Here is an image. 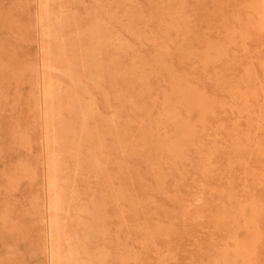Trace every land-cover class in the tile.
Segmentation results:
<instances>
[{"label": "rangeland", "instance_id": "rangeland-1", "mask_svg": "<svg viewBox=\"0 0 264 264\" xmlns=\"http://www.w3.org/2000/svg\"><path fill=\"white\" fill-rule=\"evenodd\" d=\"M45 2L0 0V264H264V0Z\"/></svg>", "mask_w": 264, "mask_h": 264}, {"label": "bare ground", "instance_id": "bare-ground-1", "mask_svg": "<svg viewBox=\"0 0 264 264\" xmlns=\"http://www.w3.org/2000/svg\"><path fill=\"white\" fill-rule=\"evenodd\" d=\"M44 2H45V0H44ZM45 3H47V2H45ZM132 3V2H131ZM254 3H255V1H254ZM67 4V3H66ZM257 5V4H256ZM259 7H260V5H259ZM64 9V8H63ZM41 10H43V9H41ZM59 10V9H58ZM44 11V10H43ZM45 11H46V8H45ZM56 11V10H55ZM61 11V10H60ZM76 11V10H75ZM71 13V12H70ZM262 13V12H261ZM46 15H47V11H46V13H45ZM45 15V16H46ZM60 16V15H59ZM43 17V16H42ZM61 17V16H60ZM59 17V18H60ZM64 17H67V16H64ZM45 18V17H44ZM55 18V17H54ZM47 19V18H46ZM68 19V18H67ZM253 19V18H252ZM60 20V19H59ZM175 21V20H174ZM98 22V21H97ZM176 22V21H175ZM55 23V22H54ZM263 23V22H262ZM47 24V23H46ZM96 24V23H95ZM62 25V24H61ZM106 25V24H105ZM264 25V24H263ZM96 26V25H95ZM255 26V25H254ZM262 26V25H261ZM53 27V26H52ZM91 27V26H90ZM92 27H94V26H92ZM97 28H98V26H97ZM49 29V28H48ZM44 30V29H43ZM48 31H50V30H48ZM55 31V30H54ZM262 31H264V27H263V30ZM47 32V31H46ZM56 32V31H55ZM53 34V33H52ZM50 32H47L45 35H46V37L47 38H52L53 39V42H54V40H55V43L56 42H58V41H56L57 39H59V40H61L60 38H58L56 35H52ZM57 34V33H56ZM74 40H79L80 39V37H87V38H89V43L84 47L85 49H84V51L81 53V58H82V60H86L87 61V64L85 63V64H81V65H79V66H81V67H83V68H88V67H90L89 65H91V63L93 62V58H94V43H95V39H96V36H95V33H94V30H93V28H90L89 30H87V32L85 33V34H82L81 32H79V31H75L74 33ZM230 37V36H229ZM43 38H45V36L43 37ZM70 38V37H69ZM138 38V37H137ZM65 39V38H64ZM98 39V38H97ZM50 40V39H49ZM47 41V40H46ZM72 41V40H71ZM72 43V42H71ZM47 45H48V42H47ZM51 45V44H50ZM54 45V44H53ZM65 45H66V42H62V40L61 41H59V49H56L58 52H57V56H55L56 57V59H57V61L58 60H65L66 58H69L68 56H67V53H66V48H68V47H65ZM69 45H71L70 43H69ZM76 45H77V41H76ZM49 47V46H48ZM73 47V46H72ZM130 47H132V46H130ZM69 48H70V46H69ZM41 49V48H40ZM71 49V48H70ZM48 49H46V51H47ZM73 50H75V49H73ZM100 52V51H99ZM72 54V53H71ZM47 55H48V53H47ZM46 55V56H47ZM53 55V54H52ZM70 55V54H69ZM50 56V55H49ZM74 57V56H73ZM70 58H72V57H70ZM96 58V57H95ZM204 58V57H203ZM55 59V60H56ZM47 60V59H46ZM69 61H71V59H68ZM47 61H49V60H47ZM60 61V62H61ZM72 61H73V59H72ZM84 62V61H83ZM95 62V61H94ZM45 63H47L46 61H45ZM66 63H68V62H66ZM70 63V62H69ZM75 65V64H74ZM49 66V65H48ZM61 66V65H60ZM45 67V66H44ZM53 67V66H52ZM55 67V66H54ZM96 68H97V66H96ZM58 69V68H57ZM49 70V69H48ZM62 70V69H61ZM65 70V69H64ZM53 71V70H52ZM67 70H65V72H66ZM84 71V70H83ZM88 71V70H87ZM249 71V70H248ZM54 72V71H53ZM94 72H95V68H94ZM59 74V73H58ZM67 74H69V73H67ZM74 74V73H73ZM94 74V73H93ZM208 75V74H207ZM72 76V75H71ZM65 77V76H64ZM89 77H91V76H89ZM94 77V76H93ZM68 78H70V76L68 77ZM74 77H72L71 79H73ZM46 79H48V78H46ZM58 79V78H57ZM77 79V78H76ZM78 80V79H77ZM91 80V79H90ZM96 80V79H95ZM94 80V81H95ZM48 81V80H47ZM75 81V80H74ZM48 82H50V81H48ZM78 82V81H77ZM80 82V81H79ZM45 83V82H44ZM47 83V82H46ZM46 83H45V85H46ZM91 83V82H90ZM48 84V83H47ZM75 84V83H74ZM78 84V83H77ZM80 84V83H79ZM78 84V85H79ZM93 85V84H92ZM44 86V85H43ZM65 86V85H64ZM77 86V85H76ZM82 86V85H81ZM68 87V86H67ZM45 88V87H44ZM69 88V87H68ZM78 88V87H77ZM82 88H83V86H82ZM55 90V89H54ZM58 90V89H57ZM56 90V91H57ZM66 90V89H65ZM38 91V90H37ZM70 90H68V92H69ZM55 92V91H54ZM64 93V92H63ZM86 93H88V92H86ZM62 94V93H61ZM65 94V93H64ZM120 94V93H119ZM242 94H244V93H242ZM249 94V93H248ZM56 95V94H55ZM87 95V94H86ZM89 95V94H88ZM245 95V94H244ZM47 96H49V95H46V96H44V97H46L47 98ZM56 97V96H55ZM90 97V96H89ZM88 97V98H89ZM194 97L195 98H197L198 99V103H200L202 106L204 105L205 106V101L203 100V98H202V96H201V92H199V91H196V95L194 94ZM245 97V96H244ZM59 98V97H58ZM80 98V97H79ZM175 98V97H174ZM182 98V97H181ZM186 98V97H185ZM188 98V97H187ZM194 98V99H195ZM232 98H233V96H232ZM243 98V97H242ZM52 99V98H51ZM50 99V100H51ZM67 99V98H66ZM209 99V98H208ZM46 100V99H45ZM88 100V99H87ZM104 100V99H103ZM189 100V99H188ZM46 101H48L49 102V100H46ZM52 101V100H51ZM51 101L49 102V103H51ZM57 101V100H56ZM187 101V100H186ZM86 102V101H85ZM91 102V101H90ZM177 102L181 105V104H183V100L182 99H180V98H178L177 99ZM185 102V101H184ZM43 103H44V100H43ZM105 103V102H104ZM196 103H197V101H196ZM54 104V103H53ZM86 104V103H85ZM186 105H187V103H185ZM200 104L198 105V106H196V107H199L200 106ZM88 104H86V106H87ZM207 105V104H206ZM50 106V105H49ZM47 107V108H50V107ZM51 106H53V105H51ZM214 106V105H213ZM44 107V106H43ZM46 107V106H45ZM83 108H84V106H83ZM83 108H82V111H83ZM90 108V107H89ZM81 109V108H80ZM187 109V108H186ZM197 109H199V108H197ZM45 110V109H44ZM43 110V111H44ZM50 110H52L51 108H50ZM87 110V109H86ZM117 110V109H116ZM188 110V109H187ZM47 111V110H46ZM48 111H49V109H48ZM115 111V110H114ZM200 111V109L198 110V112ZM45 112V111H44ZM88 112V111H87ZM48 113V112H47ZM51 113H52V111H51ZM49 114L48 113V115H50L51 116V122H52V114ZM55 113V112H54ZM58 113V112H57ZM57 113H55V114H57ZM71 113V112H70ZM73 114V113H72ZM48 115H45V117L47 118V116ZM60 115V114H59ZM82 115V114H81ZM86 115V114H85ZM92 115V114H91ZM191 115V114H190ZM87 116H89V115H87ZM109 116H111V115H109ZM239 116V115H238ZM43 117H44V115H43ZM79 117V116H78ZM82 117V116H81ZM86 117V116H85ZM168 117V116H167ZM57 118H60V116H57ZM57 118H56V120H57ZM117 118H119V117H117ZM85 119V118H84ZM111 119H113V118H111ZM174 120V119H173ZM239 120V119H238ZM149 121V120H148ZM111 122V121H110ZM200 122V121H199ZM112 123V122H111ZM57 124V123H56ZM197 124V123H196ZM52 125V124H51ZM70 125V124H69ZM53 127V126H52ZM178 127V126H177ZM115 128V127H114ZM52 129V128H51ZM86 129V128H85ZM54 130V129H53ZM49 131V130H48ZM72 131V130H71ZM187 131V130H186ZM186 133H188V132H186ZM45 134V133H44ZM67 134V133H66ZM77 134V133H76ZM191 134V133H190ZM53 135V134H52ZM68 135V134H67ZM44 137H46V136H44ZM164 138V137H163ZM186 138V137H185ZM51 140H53V138L51 139ZM62 141V140H61ZM54 142V141H53ZM74 142V141H73ZM58 143H60V142H58ZM179 143V142H178ZM47 144V143H46ZM77 144V143H76ZM49 145V144H48ZM260 145V144H259ZM51 147H53V145L51 146ZM53 149V148H52ZM176 149V148H175ZM179 149V148H178ZM261 149V148H260ZM182 150V149H181ZM51 151V150H50ZM53 151V150H52ZM260 152V151H259ZM46 153V152H45ZM50 153H52V152H50ZM49 153V154H50ZM54 153V152H53ZM52 154H50V156H51ZM49 156V157H50ZM54 155H52V157H53ZM55 157H56V153H55ZM51 159H53L54 160V158H51ZM58 158H56V160H57ZM209 159V158H208ZM51 161V160H50ZM48 162V161H47ZM95 162V161H94ZM50 163V162H49ZM54 163V162H53ZM53 163L51 162V164L53 165ZM99 163V162H98ZM50 164V165H51ZM57 164V163H56ZM52 165H51V167H52ZM57 166V165H56ZM47 167H48V165H47ZM50 167V166H49ZM54 167H55V165H54ZM58 167V166H57ZM50 169V168H49ZM52 170V169H51ZM53 170H54V168H53ZM52 170V171H53ZM50 174V173H49ZM54 174V173H53ZM75 175V174H74ZM95 175V174H94ZM48 176V175H47ZM53 178H55L54 176H52ZM51 178V177H50ZM52 178V179H53ZM74 179V178H73ZM67 180V179H66ZM54 180H52L51 182L52 183H54L53 182ZM56 182V181H55ZM62 182H63V180H62ZM74 182V181H73ZM176 183V182H175ZM48 187V186H47ZM54 187H57V186H54ZM50 188V187H49ZM58 189V188H57ZM56 189V190H57ZM65 189V188H64ZM48 190V189H47ZM53 191V192H52ZM51 192L54 194V190L52 189L51 190ZM63 192V191H62ZM66 193V192H65ZM118 193V192H117ZM230 193V192H229ZM59 194V193H58ZM58 194H56V195H58ZM64 195V194H63ZM117 195V194H116ZM237 195V194H236ZM48 196V195H47ZM56 197V196H55ZM84 197V196H83ZM61 198H62V196H61ZM80 198V197H79ZM79 198H77V199H79ZM49 199V198H48ZM63 199V198H62ZM71 199V198H70ZM50 200H53V198L52 199H50ZM48 201V203L49 202H51V201ZM65 200H67V199H65ZM76 200V199H75ZM57 203V202H56ZM61 203V202H60ZM63 203V202H62ZM69 203V202H68ZM90 203V202H89ZM92 203V202H91ZM51 204H53V201H52V203H50L49 205H51ZM250 204V203H249ZM92 205V204H91ZM99 206H100V204H98ZM54 206V205H53ZM53 206H51V207H53ZM56 206V205H55ZM103 206V205H102ZM63 207V206H62ZM67 207V206H66ZM82 207V206H81ZM92 207H93V205H92ZM50 208V207H49ZM48 208V209H49ZM53 208H55V207H53ZM59 208H60V205H59ZM102 208V207H101ZM51 209V208H50ZM81 209H85L84 208V206H83V208H81ZM88 210V209H87ZM186 210V209H185ZM89 211V210H88ZM97 211V210H96ZM95 211V212H96ZM257 211V210H256ZM49 212V211H48ZM50 212H51V210H50ZM53 212V211H52ZM90 212V211H89ZM89 212H87V213H85L86 215L89 213ZM94 212V211H93ZM98 212V211H97ZM96 212V213H97ZM247 212H248V209H247ZM62 214V213H61ZM92 215H94L93 213H91ZM99 214V213H98ZM97 214V215H98ZM56 215V214H55ZM54 215V216H55ZM67 215V214H66ZM82 215H84V214H82ZM89 215H90V213H89ZM56 217V216H55ZM90 217H91V215H90ZM241 217V216H240ZM53 218V217H52ZM97 218V217H96ZM242 218V217H241ZM56 219H58L57 217H56ZM79 219V218H78ZM91 219V218H90ZM95 219V218H94ZM98 219V218H97ZM49 220H50V218H49ZM51 220H53V219H51ZM50 220V221H51ZM82 220H84V219H82ZM78 221V220H77ZM41 222V221H40ZM59 222V221H58ZM81 222V221H80ZM89 222H91V221H89ZM52 223H53V221H52ZM54 223H55V221H54ZM96 223V222H95ZM51 224V223H50ZM83 224H85V223H83ZM102 224V223H101ZM56 225H57V222H56ZM86 225V224H85ZM52 226H53V224H52ZM56 227V226H55ZM87 227V226H86ZM93 227V226H92ZM98 227V226H97ZM53 228H54V226H53ZM59 228H60V226H59ZM106 228H107V226H106ZM55 229V228H54ZM89 229V228H88ZM87 229V230H88ZM93 229V228H92ZM53 230V229H52ZM59 230V229H58ZM105 230V229H104ZM54 231V230H53ZM52 231V232H53ZM65 231V230H64ZM259 231V230H258ZM51 232V233H52ZM95 232V231H94ZM106 232V231H105ZM167 232V231H166ZM50 233V234H51ZM63 233V232H62ZM246 233V232H245ZM77 234V233H76ZM97 234V233H96ZM232 234V233H231ZM52 235V234H51ZM64 234H62V236H63ZM241 235V234H240ZM53 236H55V234L53 235ZM77 236H78V234H77ZM91 236H93V235H91ZM68 237V236H67ZM69 237H71V236H69ZM84 237V236H83ZM85 237H86V235H85ZM89 237V236H88ZM245 237V236H244ZM51 238V237H50ZM63 238V237H62ZM77 238V237H76ZM251 238V237H250ZM52 239V238H51ZM50 239V240H51ZM54 240V239H53ZM55 240H57V238L55 239ZM59 240H60V238L57 240L58 242H59ZM62 240V239H61ZM78 240H79V238H78ZM71 241V240H70ZM52 242H54V241H52ZM51 243V242H50ZM68 243V242H67ZM69 243H71V242H69ZM54 244V243H53ZM55 244H56V242H55ZM57 245V244H56ZM65 245V244H64ZM67 245H69V246H71L70 244H67ZM74 245V244H73ZM79 245V244H78ZM153 245V244H152ZM54 246V245H53ZM61 246V245H60ZM66 246V245H65ZM75 246V245H74ZM55 247V246H54ZM59 246H57V248H58ZM80 248H81V246H79ZM51 248H52V246H51ZM75 248H76V246H75ZM50 249V248H49ZM72 249H73V247H72ZM55 250V249H54ZM59 250H62V246H61V249H59ZM76 250V249H75ZM100 249H98V251H99ZM69 251H71V249L69 250ZM73 251H74V249H73ZM58 253L60 252V251H57ZM66 252V251H65ZM76 252V251H75ZM102 252V251H101ZM120 252V251H119ZM52 253V252H51ZM69 254H70V252H68ZM73 253V252H72ZM72 253L70 254V256H68V255H66L67 256V258L68 257H71V255H72ZM82 253V252H81ZM84 253V252H83ZM53 254V253H52ZM54 254H57L56 253V251H55V253ZM64 255L65 254H67V252L66 253H63ZM74 254V253H73ZM120 254V253H119ZM77 255V254H76ZM76 255L75 256H73V258L74 257H76ZM87 255V254H86ZM104 255V254H103ZM54 256V255H53ZM52 256V257H53ZM57 256H60L59 254L57 255ZM62 256V255H61ZM83 256V255H82ZM104 256H106V255H104ZM104 256H102V257H104ZM78 257V256H77ZM84 257V256H83ZM82 257V258H83ZM53 258H55V257H53ZM51 259V258H50ZM98 259H99V256H98ZM54 260V259H53ZM57 260V259H56ZM69 259H67V261H68ZM84 260V259H83ZM103 260H106V259H104L103 258ZM60 261V260H59ZM61 261H63L62 259H61ZM60 261V262H61ZM102 261V260H101ZM242 261V260H241ZM55 262H57V261H55ZM59 263V262H58ZM58 263H56V264H58ZM71 263V262H70ZM100 263V262H99ZM252 263V262H251ZM74 264H76V263H74ZM81 264H83V263H81ZM96 264V263H95Z\"/></svg>", "mask_w": 264, "mask_h": 264}]
</instances>
